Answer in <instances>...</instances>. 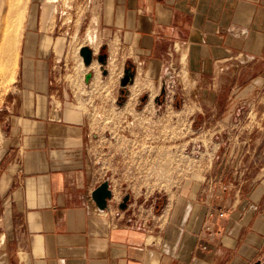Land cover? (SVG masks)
<instances>
[{"label": "crops", "instance_id": "1", "mask_svg": "<svg viewBox=\"0 0 264 264\" xmlns=\"http://www.w3.org/2000/svg\"><path fill=\"white\" fill-rule=\"evenodd\" d=\"M97 4L106 74L85 83V72L83 82L97 88L91 96L99 108L118 103L98 118L137 115L134 103L126 105L130 85L121 94L127 68L160 82L162 91L169 87L165 103L194 105L191 119L225 114L236 88L264 86V0ZM28 33L18 67V113L0 159V264H264L262 169L243 181L232 170L227 185L210 176L209 185L172 208L159 192L137 193L135 180L123 173L122 151L89 129L91 116L78 104L89 97L79 99L60 82L58 37ZM120 132L132 150L137 128ZM105 180L112 197L99 210L91 193Z\"/></svg>", "mask_w": 264, "mask_h": 264}, {"label": "rangeland", "instance_id": "2", "mask_svg": "<svg viewBox=\"0 0 264 264\" xmlns=\"http://www.w3.org/2000/svg\"><path fill=\"white\" fill-rule=\"evenodd\" d=\"M6 1L12 3L13 13L12 19L7 22L8 32L11 33L10 49L2 55L4 61L0 65V159L12 117L18 113L17 79L24 40L28 32L38 30L44 35L58 37L53 49L59 61L55 65L60 70V82L69 85L79 99L83 95L89 97V101L78 103L91 116L87 119L89 129L106 139L110 149L122 151V162L126 165L123 173L135 180L137 193L141 190L159 192L164 195L162 203L166 202L167 208H172L183 203L189 192L209 185L210 176L217 178L221 185H227L231 183L232 170L237 172L236 177L243 173L240 181L261 169L264 171V86L234 89L232 97L235 99L229 104L228 111L225 114L218 112L213 119L204 120L188 118L196 110L192 104L182 107L174 100L165 103L167 94L172 90L166 86L162 91L160 82L153 84L144 78L134 99L126 103L127 106L134 103L131 109L138 112L137 115L133 113V119L98 118L99 111L111 113L117 109L118 103L108 102L99 108L91 96L96 94L97 88L90 91L83 82L85 72L92 73L98 81L103 77L96 60L86 68L79 56V48L87 46L86 34L97 28V0H56V11L45 30L40 22L42 0ZM61 40H64V49L60 55L55 48ZM48 43L49 38L45 44L49 47ZM90 48L95 56L101 51L98 29L96 44ZM111 65L114 67L113 62ZM102 90L106 91L107 98H111L109 87L104 86ZM125 128H137L132 150L130 141L120 132ZM240 183L236 178L235 185Z\"/></svg>", "mask_w": 264, "mask_h": 264}, {"label": "bare ground", "instance_id": "3", "mask_svg": "<svg viewBox=\"0 0 264 264\" xmlns=\"http://www.w3.org/2000/svg\"><path fill=\"white\" fill-rule=\"evenodd\" d=\"M20 1H24V0H20ZM18 1V2H20ZM55 3L56 0H42V7H41V16H40V22L42 23L43 29L45 30V27L49 24V21L52 18V14L56 11L55 9ZM25 5V4H24ZM67 6V5H66ZM11 7H12V3H10V1H6V0H0V65L2 66V62L4 61L2 55L5 54L9 49V37L11 35V33L8 32V25L7 22L10 21L12 19V13H13V9H12V13H11ZM27 7V6H26ZM17 10V9H16ZM19 10V9H18ZM21 11V9H20ZM19 11V12H20ZM18 12V11H17ZM16 12V13H17ZM18 12V13H19ZM17 13V14H18ZM14 15V14H13ZM23 18V16H22ZM16 20H18L17 18H14ZM94 20H96V18H94ZM96 21H94L95 23ZM11 23V22H10ZM16 23V22H15ZM14 23V24H15ZM22 23V22H21ZM20 23V24H21ZM96 24V23H95ZM94 24V25H95ZM14 26V25H13ZM14 28V27H13ZM21 28V26H20ZM12 29V28H11ZM22 29V28H21ZM15 30V29H14ZM89 32V31H88ZM19 35V34H18ZM62 39V38H61ZM86 44L89 47L95 46L96 41H97V28H95L93 31H91L90 33L86 34ZM65 40V39H64ZM64 40H61L57 45L55 50L61 55L63 49H64ZM11 42V41H10ZM13 45V44H12ZM11 51V50H10ZM12 52V51H11ZM13 54V53H12ZM8 57V56H7ZM16 58V57H15ZM7 59V58H6ZM11 60V59H8ZM7 60V61H8ZM6 63V62H5ZM4 64V63H3ZM10 64V63H9ZM6 65V64H5ZM5 68V67H3ZM2 69V67H1ZM86 69V68H85ZM95 70V69H94ZM3 73V72H2ZM1 74V73H0ZM138 78L135 79L134 83L130 86V92L131 95L129 97V100H133L136 92L138 91V87L139 85H143L142 83L145 81L144 77L142 76V74L139 72L138 73ZM132 103V102H131Z\"/></svg>", "mask_w": 264, "mask_h": 264}, {"label": "water", "instance_id": "4", "mask_svg": "<svg viewBox=\"0 0 264 264\" xmlns=\"http://www.w3.org/2000/svg\"><path fill=\"white\" fill-rule=\"evenodd\" d=\"M79 56L81 57L82 63L84 67L88 68L92 63L93 60H96L99 64L100 71L102 72V75L106 74V71L104 70V67L107 63V55L106 54H100L98 53L96 56L94 55L93 50L88 46H81L79 48ZM92 78V73L88 72L84 75V82L89 83L90 79ZM135 73L130 69L127 68L122 78L120 79V88H121V94H124L126 92V87L128 85H132L134 82ZM145 97L143 98V100ZM112 197L111 189L109 188L108 181H103L97 188H95L91 193V200L94 202L96 207L99 210H105L107 209L108 205L107 202ZM129 200V196H125L122 199L120 208L124 209L127 205V202Z\"/></svg>", "mask_w": 264, "mask_h": 264}, {"label": "flooded vegetation", "instance_id": "5", "mask_svg": "<svg viewBox=\"0 0 264 264\" xmlns=\"http://www.w3.org/2000/svg\"><path fill=\"white\" fill-rule=\"evenodd\" d=\"M100 54H104V50L103 49H101Z\"/></svg>", "mask_w": 264, "mask_h": 264}]
</instances>
